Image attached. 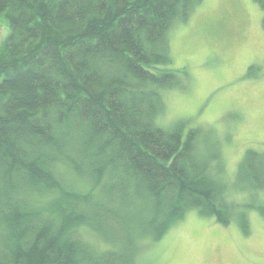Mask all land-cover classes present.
<instances>
[{
	"label": "trees",
	"instance_id": "trees-1",
	"mask_svg": "<svg viewBox=\"0 0 264 264\" xmlns=\"http://www.w3.org/2000/svg\"><path fill=\"white\" fill-rule=\"evenodd\" d=\"M201 1L0 0V264H137L189 209L223 225L240 204L264 214L228 197L199 128L156 123L160 90L182 83L167 32ZM237 177L262 189L264 150Z\"/></svg>",
	"mask_w": 264,
	"mask_h": 264
},
{
	"label": "rangeland",
	"instance_id": "rangeland-1",
	"mask_svg": "<svg viewBox=\"0 0 264 264\" xmlns=\"http://www.w3.org/2000/svg\"><path fill=\"white\" fill-rule=\"evenodd\" d=\"M263 13L258 0H202L185 21H174L167 32L166 67L182 83L160 90L163 107L156 123L199 128L200 139L219 147L228 197L264 208V187L253 191L237 177L245 151L264 150ZM9 31L1 15L0 45ZM240 212L246 214L247 233ZM83 236L102 247L92 232ZM136 259L137 264H264V214L240 204L223 225L189 209L159 239L142 241Z\"/></svg>",
	"mask_w": 264,
	"mask_h": 264
}]
</instances>
